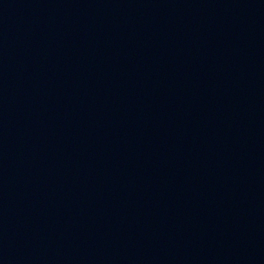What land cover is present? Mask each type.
I'll use <instances>...</instances> for the list:
<instances>
[{"label":"water","instance_id":"95a60500","mask_svg":"<svg viewBox=\"0 0 264 264\" xmlns=\"http://www.w3.org/2000/svg\"><path fill=\"white\" fill-rule=\"evenodd\" d=\"M0 264H264V0H0Z\"/></svg>","mask_w":264,"mask_h":264}]
</instances>
